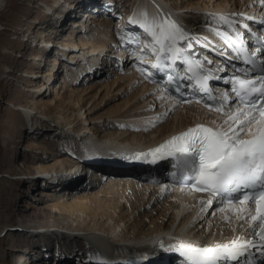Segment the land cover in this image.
<instances>
[{"label": "bare ground", "instance_id": "obj_1", "mask_svg": "<svg viewBox=\"0 0 264 264\" xmlns=\"http://www.w3.org/2000/svg\"><path fill=\"white\" fill-rule=\"evenodd\" d=\"M7 1L0 0V13ZM24 1L36 15L23 24L18 38L26 43L16 42L11 66L0 64V79L25 80L31 99L19 109L18 125L24 131L18 134L30 137L24 156L31 171L24 183L31 194L34 187L49 188L41 191L45 204L35 208L45 220L23 214L21 223L0 224V237L13 230L23 239L24 247L17 251L24 254L16 264H178L154 245L174 243L184 231L192 238L202 237L201 242L213 235V241L222 245L253 236L251 221L237 219L241 205L216 206L204 214L184 206L196 203L184 189L158 184L150 190L140 175L131 174H137L132 169L109 172L102 165L122 166L125 162L114 158L121 148L150 147L195 124L230 133L240 127L230 119L234 111L219 117L194 102L176 104L145 83L126 65L134 46L125 40L138 42L144 37L142 28L150 34L147 29L176 25L179 19L206 36L210 27L223 26L220 17L251 18L264 13V6L258 0ZM118 34L122 40L116 39ZM206 37L209 43L211 37ZM24 45L28 53L21 52ZM19 64L30 68H20L23 72L17 75ZM257 130L256 125L251 128ZM98 137L101 140L95 141ZM47 141L54 160L41 155ZM97 169L107 174L104 181ZM5 211L9 216L12 205ZM44 228L53 232L43 233ZM30 253H39L40 260L29 261Z\"/></svg>", "mask_w": 264, "mask_h": 264}, {"label": "snow or ice", "instance_id": "obj_2", "mask_svg": "<svg viewBox=\"0 0 264 264\" xmlns=\"http://www.w3.org/2000/svg\"><path fill=\"white\" fill-rule=\"evenodd\" d=\"M219 19L229 28L234 27L230 19L226 17ZM145 27L147 29V25ZM147 30L156 44L160 45L158 51H170L173 61L182 56L177 44L188 37L174 23L162 25L156 30ZM216 34L220 35L219 32ZM229 42L226 39V43ZM186 47L191 48V44ZM232 47L235 48L236 45L233 44ZM210 78L205 75L200 80V87L205 88V80ZM228 83L237 86L233 91L241 105L248 107L246 112L238 108L236 114L230 117L232 124L239 122L238 130H232L229 134L228 130L213 131L199 126L190 128L149 154L154 158L173 157L177 154L191 157L197 163L190 165V173L187 176L189 185L197 191H207L212 197H223L232 207L241 205L236 209L237 219L245 223L251 221L250 233L255 239L233 240L230 245L215 247L181 244L180 250L187 258L188 264L238 261L250 248L264 250V77L259 81L241 79ZM220 110L216 109L218 112ZM254 125L258 130L252 132L251 128ZM228 127L231 129V124ZM240 132L248 133L250 138H242ZM256 188H259V191H251ZM208 203L211 204L212 200L210 199ZM249 204L254 207L245 206Z\"/></svg>", "mask_w": 264, "mask_h": 264}, {"label": "rangeland", "instance_id": "obj_3", "mask_svg": "<svg viewBox=\"0 0 264 264\" xmlns=\"http://www.w3.org/2000/svg\"><path fill=\"white\" fill-rule=\"evenodd\" d=\"M26 2L27 1L24 0H8L5 8L0 13V23L3 24L2 28L0 27V64L6 65L7 63V65L11 66V57H14V54L12 53L15 50V48L18 46L16 42H18L19 40L23 44L26 43L25 41L23 42L24 39H22L21 41L18 38V35L22 32V30L25 27L23 24H26L30 19H34L36 15L34 11L35 9L31 10L30 7L25 5ZM125 41L128 43L129 40H125ZM130 41L131 43L128 44L133 45V41L132 40ZM26 48L27 47H25L24 45L21 52H27L28 50ZM19 65L15 67V70H18L17 75L23 72L22 69L28 70L30 68L29 65L26 66L22 64L20 66ZM8 69L7 71H9ZM20 81L23 83L16 82V80L3 82L2 79H0V224L1 225L11 224L13 222L21 223L22 221L20 218L23 216V214L34 217L38 221L45 220L44 215L37 214L38 210L36 209L41 208L45 204L44 202H41V200L45 199V196L41 195V191L48 189L49 187H42L41 185L37 186V188L34 187L33 193L31 194L32 191L24 183L30 178L29 172L31 171L28 167H26L30 165V163L26 160L25 157L26 155L24 156V154H26L27 153L26 151L28 150L27 143L28 141H30V137L27 135L18 134V131L20 130L24 131V127L20 128L18 125L20 119V111H21V110L19 111V109H23L25 105H29L30 103L29 100L31 98L28 95L29 94L28 91L25 90V86H24L25 80L23 81V79H20ZM28 85L26 87H28ZM112 104L113 103H111L110 105ZM107 107H105V109ZM105 109H102L100 112L104 111ZM96 130L100 131L101 133L106 131L100 128ZM18 135L20 136L19 138ZM16 136L18 139L17 141H15ZM98 138L99 139H95V141L101 140L100 137ZM35 140L38 143H41V141H43L42 139H35ZM115 143L117 144L120 142H115ZM45 144L47 148L45 150V153L43 152L41 155L44 156L45 159L47 160L48 159L54 160L55 156L50 155V153L53 151V147L49 145L48 141ZM123 144L125 143H122L120 145ZM36 153H38V151ZM14 174L16 175L14 176ZM27 204L29 205L31 204L33 208L32 207L26 208ZM10 205H12V211L8 216L6 215L5 209L7 206ZM17 217L19 218L17 219ZM13 232H14L13 230H9L7 232H4L5 234H3L0 237V264H16V260L20 259V255L24 254V251H17L19 248L24 247L23 239L21 237L14 236ZM42 232L43 233L53 232V228H50L48 230L44 228L42 229ZM167 237L169 238L170 236L168 235ZM96 238L101 239L104 237L99 236ZM38 254L39 253H35V254L30 253L29 255L27 254L28 260L29 261L40 260L36 257ZM42 263H44V261ZM48 263L49 262H47V264ZM49 264L52 263L50 262Z\"/></svg>", "mask_w": 264, "mask_h": 264}]
</instances>
